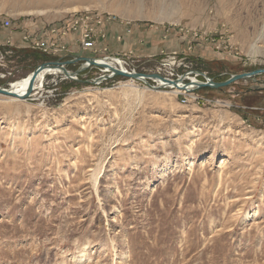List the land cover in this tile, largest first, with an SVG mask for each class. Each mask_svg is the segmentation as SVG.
I'll return each instance as SVG.
<instances>
[{
	"label": "rangeland",
	"instance_id": "obj_1",
	"mask_svg": "<svg viewBox=\"0 0 264 264\" xmlns=\"http://www.w3.org/2000/svg\"><path fill=\"white\" fill-rule=\"evenodd\" d=\"M86 11L131 22L113 50L178 49L171 25L237 54L198 41L180 70L223 81L264 68V0H0L17 36ZM21 49L18 77L50 61ZM116 82L0 95V264H264V73L202 87L212 104Z\"/></svg>",
	"mask_w": 264,
	"mask_h": 264
},
{
	"label": "built area",
	"instance_id": "obj_2",
	"mask_svg": "<svg viewBox=\"0 0 264 264\" xmlns=\"http://www.w3.org/2000/svg\"><path fill=\"white\" fill-rule=\"evenodd\" d=\"M131 25L129 21H120L110 15L86 11L71 13L57 21L36 23L33 27L21 28L20 35L17 36L18 28L14 26V18L0 13V30L4 33V37H0V86L11 89L16 82L31 76L32 72L18 77L14 65L18 51L27 47L48 57L50 59L48 62H62L61 66L45 68L50 71L43 79L35 80L28 98L37 99L43 97L45 93H54L58 91L59 83L63 82L102 86L110 83L115 85L112 83L115 81H129L138 82L150 89H173L177 95H180L184 104L191 101L198 104L215 102V99L201 94L202 87L198 86L201 82H209L211 76L207 72H201L188 64L185 69L180 70V68L187 60L189 61L190 56L200 52L198 41L209 42L207 44L218 55L228 53L236 56L233 49L227 51L223 46L225 42H217L212 38L213 34L210 36L195 28L193 30L182 27L179 31L169 25L163 29V37L167 38L172 31L181 33L178 37L187 38L184 46L173 50L161 46L157 54H148L149 56L138 52L132 46L113 50L109 43L112 30L121 28L123 32L113 31V38L118 43H124V35L131 36L133 33ZM140 42L144 43V39ZM156 55L158 58H155ZM79 57L81 59H78ZM195 57L201 56L197 54ZM99 59H104L106 62L99 63ZM66 61L71 63H65ZM149 61H155L157 65L149 68L146 66ZM63 68H66L68 73H65ZM116 71L124 72L127 76L118 75ZM138 73L141 74L139 77L133 76ZM91 74L94 77H89ZM154 75L162 76L164 81ZM190 84L193 85L192 88H188Z\"/></svg>",
	"mask_w": 264,
	"mask_h": 264
},
{
	"label": "water",
	"instance_id": "obj_3",
	"mask_svg": "<svg viewBox=\"0 0 264 264\" xmlns=\"http://www.w3.org/2000/svg\"><path fill=\"white\" fill-rule=\"evenodd\" d=\"M78 59H81L80 57ZM61 61H53V62H45L43 64H40L39 66H37L33 71L32 74L30 76V87H29V94L32 92L33 87H34V82L39 74V72L43 69H45L47 66H51V67H56V66H61ZM65 63H71V61H66ZM63 71L65 73H68L66 68H63ZM116 73L118 75H124L127 76V74H125L124 72L121 71H116ZM260 73H264V68H258V69H254L248 72H242V73H237V74H233L232 76H230L228 79L223 80V81H216L215 78H210L209 82H201L198 84L199 87H212V88H223L225 86H228L234 82H237L238 80L241 79H245L248 77H252L254 75L260 74ZM141 74H135L133 75L134 77H139ZM160 78L162 81H164V78L162 76L159 75H154V77ZM0 94L5 95V96H12V97H20L18 94H16L15 92H13L11 89H6L2 86H0ZM28 96H25L24 98L21 97L22 99L27 98Z\"/></svg>",
	"mask_w": 264,
	"mask_h": 264
},
{
	"label": "bare ground",
	"instance_id": "obj_4",
	"mask_svg": "<svg viewBox=\"0 0 264 264\" xmlns=\"http://www.w3.org/2000/svg\"><path fill=\"white\" fill-rule=\"evenodd\" d=\"M221 1V0H220ZM28 12H32V13H38V14H43L46 17H50V14L47 11L44 10H38V11H28ZM24 13V12H23ZM106 61L104 59H99V63H105ZM50 70L48 69H43L39 72L38 76L36 79L40 80L43 79L45 77V75L49 72ZM29 87H30V77H26L24 80L18 81L14 84V87L11 88V90L13 92H15L16 94H18L20 97H12V96H5L0 94L2 97L8 98V99H12V100H21V97H25L28 96L29 93ZM193 85H189L188 88H192ZM84 248V247H83ZM85 252V251H84ZM83 253V252H82ZM84 254V253H83ZM83 257V256H82Z\"/></svg>",
	"mask_w": 264,
	"mask_h": 264
},
{
	"label": "crops",
	"instance_id": "obj_5",
	"mask_svg": "<svg viewBox=\"0 0 264 264\" xmlns=\"http://www.w3.org/2000/svg\"><path fill=\"white\" fill-rule=\"evenodd\" d=\"M114 32H116V33H119V32H123L122 30H121V28H117V29H115V30H113ZM0 33H3L2 32V30H0ZM152 33H154L153 32V30H152ZM160 33V32H159ZM161 33L162 34H164L162 31H161ZM161 34H159V36H160ZM163 36V35H162ZM130 38H132L131 36H129ZM111 39H113L114 41H115V39L113 38V34H112V36H111ZM132 41H134V40H132ZM135 43V45H139V44H142V45H144L143 43H141L140 41L138 42V41H136V42H134ZM140 46V45H139Z\"/></svg>",
	"mask_w": 264,
	"mask_h": 264
},
{
	"label": "trees",
	"instance_id": "obj_6",
	"mask_svg": "<svg viewBox=\"0 0 264 264\" xmlns=\"http://www.w3.org/2000/svg\"><path fill=\"white\" fill-rule=\"evenodd\" d=\"M158 31H161V30H158ZM204 90H205L206 92H211L212 88H208V87H207V88L202 89L201 91H204ZM205 91H204V93H205Z\"/></svg>",
	"mask_w": 264,
	"mask_h": 264
}]
</instances>
